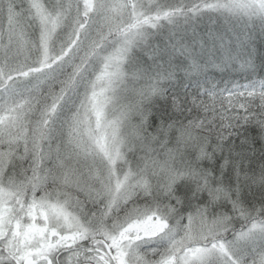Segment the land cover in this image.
I'll use <instances>...</instances> for the list:
<instances>
[{
  "label": "snow or ice",
  "instance_id": "snow-or-ice-1",
  "mask_svg": "<svg viewBox=\"0 0 264 264\" xmlns=\"http://www.w3.org/2000/svg\"><path fill=\"white\" fill-rule=\"evenodd\" d=\"M0 264H264V0H0Z\"/></svg>",
  "mask_w": 264,
  "mask_h": 264
}]
</instances>
